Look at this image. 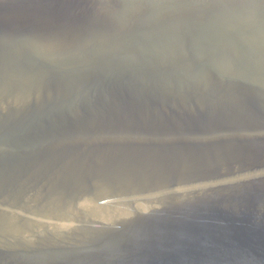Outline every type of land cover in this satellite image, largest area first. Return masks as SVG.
I'll list each match as a JSON object with an SVG mask.
<instances>
[{
  "label": "water",
  "instance_id": "95a60500",
  "mask_svg": "<svg viewBox=\"0 0 264 264\" xmlns=\"http://www.w3.org/2000/svg\"><path fill=\"white\" fill-rule=\"evenodd\" d=\"M0 264H264V0H0Z\"/></svg>",
  "mask_w": 264,
  "mask_h": 264
}]
</instances>
